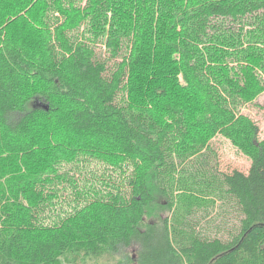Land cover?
I'll use <instances>...</instances> for the list:
<instances>
[{
    "label": "trees",
    "instance_id": "trees-1",
    "mask_svg": "<svg viewBox=\"0 0 264 264\" xmlns=\"http://www.w3.org/2000/svg\"><path fill=\"white\" fill-rule=\"evenodd\" d=\"M263 92L264 0H0V264H264Z\"/></svg>",
    "mask_w": 264,
    "mask_h": 264
},
{
    "label": "rangeland",
    "instance_id": "rangeland-1",
    "mask_svg": "<svg viewBox=\"0 0 264 264\" xmlns=\"http://www.w3.org/2000/svg\"><path fill=\"white\" fill-rule=\"evenodd\" d=\"M98 54H103L108 56L107 52H104L102 49H97ZM111 62V60H110ZM29 106H32V103L29 104ZM243 112L248 115L249 117L254 120L258 132L257 137L259 139L264 137V92L260 94L254 102L247 104L243 108ZM211 148L214 151V161L216 162L218 169L220 172H232L233 170H238L244 173H247L249 167H250V159L248 156H246L243 152L238 150L229 139L222 135H216L213 140L211 141ZM90 168H95V165L92 163ZM114 177V176H113ZM118 178V177H114ZM221 201H218V204H220ZM226 210V209H225ZM233 211V208L230 209V211ZM217 214L219 215L216 217V221L220 222L222 225H228L231 226L232 220L239 218L240 215L238 212L236 214L234 213L235 218L231 214L223 213V210H221L219 207L216 209ZM215 214V212H213ZM228 222V224H227ZM126 251H133L132 247H127L121 252ZM118 254H104L100 256V258H91L87 260L84 264H113L115 263L121 256Z\"/></svg>",
    "mask_w": 264,
    "mask_h": 264
}]
</instances>
